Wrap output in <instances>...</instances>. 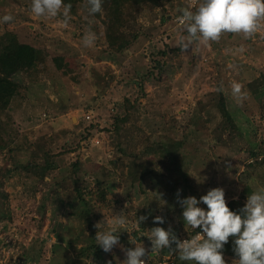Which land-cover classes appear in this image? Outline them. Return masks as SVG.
I'll list each match as a JSON object with an SVG mask.
<instances>
[{"label":"rangeland","instance_id":"374dc122","mask_svg":"<svg viewBox=\"0 0 264 264\" xmlns=\"http://www.w3.org/2000/svg\"><path fill=\"white\" fill-rule=\"evenodd\" d=\"M30 5L31 0H0V16L14 17L0 23V48L13 36L45 54L43 65L13 77L19 93L0 111V264H106L81 256L80 249L92 231L89 220L106 231L116 215L127 218L115 246L123 264L126 251L135 247L132 240L151 248L144 235L153 226L171 227L179 240L190 237L195 229L183 221L178 189L180 199H199L222 187L227 203H245L247 195L264 188V159L257 160L264 156L261 35L224 33L218 41L193 42L183 51L179 40L187 33L178 10L188 7L185 2L142 0L123 9L119 33L137 40L118 51L108 43L107 12L90 15L87 0H77L67 23L62 14L36 17ZM89 31L95 43L84 47ZM147 72L154 77L141 80ZM233 82L246 93L242 103L231 95ZM221 94L232 123L217 108ZM89 112L93 123L85 121ZM118 116L127 121L116 134ZM98 135L100 147L93 142ZM169 138L184 145L181 160L167 167L156 143ZM46 154L54 157L55 169L44 180L24 170L29 163L42 164ZM136 168L160 171L169 191L153 175L134 182ZM140 216L146 219L137 224ZM156 216L164 223L154 222ZM169 256L191 264L168 249L142 259ZM224 259L235 264L237 257L224 254Z\"/></svg>","mask_w":264,"mask_h":264},{"label":"clouds","instance_id":"9594fccd","mask_svg":"<svg viewBox=\"0 0 264 264\" xmlns=\"http://www.w3.org/2000/svg\"><path fill=\"white\" fill-rule=\"evenodd\" d=\"M90 15L101 12L103 0H87ZM62 10V11H61ZM70 5L63 0H31L30 11L36 17L53 18L62 14L67 23ZM179 23L187 37L181 36L180 48L185 51L193 42H215L224 33L242 34L245 39L252 38L264 21V0H195V3L179 10ZM14 19L11 14L0 16V23ZM95 34L89 31L83 37L84 47H92ZM219 90V89H218ZM231 95L237 104L242 103L246 93L239 82L231 84ZM184 223L192 229H199L190 239L179 240L172 232L162 227H153L144 236L151 242L146 249L142 243L126 251L123 264H145L150 253L168 249L175 252L182 262L191 264H226L223 249L231 238L232 251L237 257L235 264H264V188L247 195L246 202L239 210H230L222 187L209 189L197 199L195 196L179 198ZM200 204L206 205V208ZM136 217V223L145 220ZM158 224L164 223L162 216L153 218ZM127 218L116 215L112 227L97 231L95 241L103 251H111L119 243V226L125 225ZM99 224L96 225L98 228ZM120 232V231H119ZM175 244V248L171 247Z\"/></svg>","mask_w":264,"mask_h":264},{"label":"trees","instance_id":"16d2710c","mask_svg":"<svg viewBox=\"0 0 264 264\" xmlns=\"http://www.w3.org/2000/svg\"><path fill=\"white\" fill-rule=\"evenodd\" d=\"M65 4L70 5V11H75V4L77 3V0H63ZM136 3L139 4L142 2V0H103L102 3V10L107 12V18L109 19L108 23V33H107V39L110 48H116V50L121 51L123 49H126L130 47L135 40H137V35L129 34V38L120 32V27L123 26V17H124V10L127 7V4L129 3ZM101 10V11H102ZM100 13H96L95 15L100 17ZM164 54V53H163ZM45 60V54L42 50L35 48L29 44H24L18 41L16 37H11L9 40L2 45L0 48V111L4 112L7 110L11 104V101L14 99L15 96L18 95L20 87L17 82L14 81L13 77L22 72V71H31L38 65H43V62ZM156 66L159 68L165 67V62H156ZM156 67V68H157ZM159 70V69H158ZM158 78L160 77V73L158 72ZM154 77V74L152 72H147L141 76V80H149L150 78ZM141 85V84H140ZM218 103V110L221 115V117L226 118L227 121H230L232 123V118L230 117V113L228 112L226 108V102L223 95H220ZM128 105L131 104L129 100H126ZM127 121L126 116L124 117H116L114 122V132L116 134H119L122 130V125ZM154 145V144H153ZM183 142L178 141L175 139H166L162 140L158 143H156L157 149L161 152V156L166 159L165 164L167 167H170L169 164L173 162H177L181 160V149L183 148ZM4 148V144H1L0 142V149ZM133 158H136L133 155H130ZM54 157H51L49 154L45 155L44 161L42 164H27L24 166L25 171H36V174L38 172L41 180H44L50 173L53 172L55 169V166L53 164ZM84 165L90 166V164H87L84 162ZM133 181H137L141 183L145 177L149 175H153L155 177V180L157 181L158 186L165 190L167 193L169 190L170 182L165 181L164 175L160 171H154L153 169H150V171L147 172H139L138 168H136L133 172ZM173 178V175H172ZM174 186V185H173ZM171 189L174 190V187L171 186ZM77 192V196L79 197L80 201L83 203V211L82 213H85V217L87 220H89V208L87 207L88 204L85 202L83 197L81 196V189L79 187L75 188ZM98 197L100 200L104 201L106 198V194L104 191H101L98 194ZM230 210H239L244 203L242 201H230L227 203ZM88 229H92L90 231L89 235H86L85 243L81 246L80 254L81 256L85 258H93L94 260H98V262L106 263V264H119L121 256H119L118 251L115 250V247L109 251L105 252L103 251L99 246H97L95 241V235L97 231H101L98 228H93L94 225L91 220L88 222ZM157 227V226H153ZM151 227L148 230V233L153 228ZM199 229H195L190 237L196 234ZM188 237V238H190ZM175 246V244H174ZM161 252V250H160ZM224 254H228L231 256H235L232 251V245H231V238L229 239V243L225 245L223 249ZM162 258L158 259H149L147 260L148 263H153L154 261H161ZM42 263V262H41ZM177 264V260L175 262Z\"/></svg>","mask_w":264,"mask_h":264},{"label":"built area","instance_id":"2783aa9c","mask_svg":"<svg viewBox=\"0 0 264 264\" xmlns=\"http://www.w3.org/2000/svg\"><path fill=\"white\" fill-rule=\"evenodd\" d=\"M185 2V4L187 6H190L192 4L195 3V0H183ZM261 35L263 38H264V22H261L260 24V27L258 28V31L257 33L253 36L254 38H258V36ZM93 120H94V117L93 115H91V113H87L86 116H85V121L88 122V123H93ZM93 142L95 143L96 146L100 147L102 145V141L100 140L99 138V135L96 136L94 139H93ZM264 159V156H261L259 157L257 160L259 161H262ZM256 160V161H257ZM254 160L252 159V161H250V163H253ZM191 238V237H190ZM190 238H186V239H190ZM186 239H183V240H186ZM145 264H175V257H166L165 259H162L161 261H158V262H153V263H148L146 260H145Z\"/></svg>","mask_w":264,"mask_h":264},{"label":"crops","instance_id":"0c3cea01","mask_svg":"<svg viewBox=\"0 0 264 264\" xmlns=\"http://www.w3.org/2000/svg\"><path fill=\"white\" fill-rule=\"evenodd\" d=\"M37 67V66H36Z\"/></svg>","mask_w":264,"mask_h":264}]
</instances>
